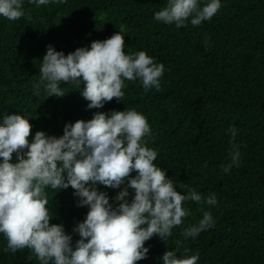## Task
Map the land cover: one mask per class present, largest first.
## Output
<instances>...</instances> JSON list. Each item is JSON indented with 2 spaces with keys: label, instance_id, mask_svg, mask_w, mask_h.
I'll use <instances>...</instances> for the list:
<instances>
[{
  "label": "trees",
  "instance_id": "1",
  "mask_svg": "<svg viewBox=\"0 0 264 264\" xmlns=\"http://www.w3.org/2000/svg\"><path fill=\"white\" fill-rule=\"evenodd\" d=\"M166 4L49 0L37 7L25 0L20 19L0 16V121L25 115L33 125L29 139L36 131L60 137L67 123L88 121L97 111L135 108L151 127L146 139L158 152L154 163L177 191L186 194L192 188L203 200L210 194L217 198L214 206L183 202L188 211L183 223L166 240L153 236L146 241L148 258L136 264H162L168 250H178V257L199 253L198 264H264V0H221L210 20L181 28L154 19ZM117 32L125 36L126 54L145 51L165 65L160 91H145L139 80H125L123 100L113 98L102 109L87 107L83 84L78 89L64 82L63 97L34 95L49 45L67 55ZM233 126L239 130L234 141L228 131ZM233 143L241 162L225 173ZM97 187L115 203L112 198L120 189ZM45 191L50 223L63 224L75 243L80 237L72 229L89 209L77 206L71 186ZM205 211L211 212L215 227L186 239L182 230L198 224ZM6 245L0 234V264H39L30 249L14 255L4 251Z\"/></svg>",
  "mask_w": 264,
  "mask_h": 264
},
{
  "label": "clouds",
  "instance_id": "2",
  "mask_svg": "<svg viewBox=\"0 0 264 264\" xmlns=\"http://www.w3.org/2000/svg\"><path fill=\"white\" fill-rule=\"evenodd\" d=\"M24 2L0 0V16L20 19L25 15ZM28 3L39 7L49 0ZM221 7V0H167L154 19L176 28L189 22L199 26ZM164 71L165 65L145 51L126 54L125 36L117 32L67 55L49 45L33 89L37 96L63 97L64 82L78 89L83 84L87 107L102 109L113 98L123 100L125 80H139L145 91H160ZM32 127L25 115H7L0 121V234L7 240L5 252L15 255L30 249L39 264H136L148 258L146 241L153 236L166 240L183 223L188 215L183 202L217 204L215 194L203 200L195 189L186 194L177 191L166 171L154 163L158 152L147 146L146 139L151 127L135 108L97 111L88 121L67 123L60 137L36 131L29 139ZM228 131L234 141L239 130L233 126ZM240 162L239 147L233 143L224 172L230 173ZM98 184L120 189L112 198L115 203ZM70 186L78 197L77 206L89 209L72 229L80 237L75 243L63 224L50 223L53 217L45 191ZM215 223L211 212L205 211L198 224L184 228L182 235L195 238ZM177 252L166 251L162 264H198L199 253L178 257Z\"/></svg>",
  "mask_w": 264,
  "mask_h": 264
}]
</instances>
